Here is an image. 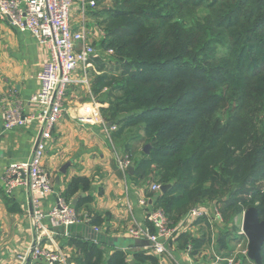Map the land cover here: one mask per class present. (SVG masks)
<instances>
[{
    "label": "trees",
    "instance_id": "trees-1",
    "mask_svg": "<svg viewBox=\"0 0 264 264\" xmlns=\"http://www.w3.org/2000/svg\"><path fill=\"white\" fill-rule=\"evenodd\" d=\"M94 1L102 50L112 53L91 86L104 90L112 140L130 152L136 130L131 140L144 145L123 155L135 164L130 178L169 185L146 190L147 200L171 225L206 202L221 203L224 220L251 207L264 220V0ZM91 189L89 179L74 177L62 197L71 203L79 190L89 192L75 209L99 228L104 219L91 206ZM211 236L192 237L191 253ZM101 240L71 237L75 264H131L130 256L133 264H161L145 247L108 249Z\"/></svg>",
    "mask_w": 264,
    "mask_h": 264
},
{
    "label": "crops",
    "instance_id": "crops-1",
    "mask_svg": "<svg viewBox=\"0 0 264 264\" xmlns=\"http://www.w3.org/2000/svg\"><path fill=\"white\" fill-rule=\"evenodd\" d=\"M74 1V29H79L85 22L90 39H100L102 30L98 26L96 14L91 10L83 13L82 0ZM49 57L48 48L39 44L31 33L20 31L0 16V264H75L72 259L74 249L69 244L71 237L91 239L102 236L119 244L113 246L103 243L108 249H137L133 246L136 239L131 236L130 230L148 225L147 214L153 204L152 200H147L145 185L130 178L131 165L127 173L120 166L119 159L124 156L118 154L112 140L113 125L102 114V108L107 106L100 100L104 90L101 94H95L91 86L93 75L100 73L101 60L104 59H97L96 62L92 60L87 82H81L84 74L80 70L75 73L74 77L78 81L73 82L67 90L63 117L54 127L48 142L44 167L51 177L53 192L40 197V207L44 212L50 211L56 205L57 197L65 193L74 177H86L92 185L94 201L91 206L104 220L99 228L82 220L68 232L64 228L52 226L49 218H45L42 246L59 257L54 261L30 257L29 253L38 237L32 214V192L26 186H18L8 193L5 169L14 161L31 159L40 134V125L32 121L8 129L2 117V107L9 100L20 105L26 115L35 114L37 109L30 99L40 88L37 76L43 62ZM88 194L79 190L72 197L71 204L74 205L75 199L79 201ZM7 199L12 202L8 204ZM142 200H146L147 204H142ZM212 221L205 217L187 222L183 217L181 223L175 226L176 232L169 242L170 257L175 264H193L195 255L189 246L191 238L214 235ZM231 242L235 243L233 240ZM224 251L232 254L234 245H227ZM25 254L28 260L23 263L20 256ZM216 255L224 257L223 252ZM158 257L164 261L163 264H168L164 258L166 256Z\"/></svg>",
    "mask_w": 264,
    "mask_h": 264
},
{
    "label": "built area",
    "instance_id": "built-area-1",
    "mask_svg": "<svg viewBox=\"0 0 264 264\" xmlns=\"http://www.w3.org/2000/svg\"><path fill=\"white\" fill-rule=\"evenodd\" d=\"M95 5L94 0H82L81 10L87 13L89 7ZM74 6V0H0V16L20 31L31 33L39 44L50 51V57L43 62L37 76L40 88L30 99L37 109L35 114L26 115L20 105L9 100L2 107V117L8 129L21 127L32 121H37L40 125L33 156L26 161L10 163L5 169V179L8 193L18 186H26L31 190L32 214L38 237L29 255L33 259L47 261L57 260L59 256L42 246L41 236L46 227L44 219L49 218L52 226L65 230L70 225L82 222L74 205L66 202L61 195L57 197V203L50 211L44 212L40 207V197L53 192L51 177L44 167V158L52 131L63 117L67 90L73 82L78 81L74 75L79 70L84 74L81 82H87L88 69L96 55V49L90 42L87 24L83 22L79 29H74L72 25ZM111 130H116V126H112ZM119 163L127 173L131 161L122 158ZM161 187L162 185H157L155 189L161 190ZM141 203L147 204L146 200ZM205 217L211 219L210 211L195 207L185 217V221L194 222ZM216 217L220 220L221 214L216 213ZM147 221L149 225L145 227L132 228L131 236L147 241L145 248L155 254L171 256L169 242L176 232V227L169 223L161 208H151ZM20 258L23 263L28 260L27 254L21 255ZM234 262V256L218 257L209 264Z\"/></svg>",
    "mask_w": 264,
    "mask_h": 264
},
{
    "label": "rangeland",
    "instance_id": "rangeland-1",
    "mask_svg": "<svg viewBox=\"0 0 264 264\" xmlns=\"http://www.w3.org/2000/svg\"><path fill=\"white\" fill-rule=\"evenodd\" d=\"M111 1H107L103 4V6H110L111 5ZM96 5L92 6L89 10L91 9H96ZM92 11V10H91ZM101 38L96 40L93 39L91 37L90 42L92 43V45L95 47L96 49V55L92 58L93 61L96 62L97 59H104L103 62L105 64V62L109 61L108 59L111 57V53H104V51L102 50L101 47V39L103 37V32H101ZM106 59V60H105ZM108 63V62H107ZM111 66L115 65L114 61L110 63ZM130 135L128 136L127 140L129 141V145L128 147L130 148V152H128V150H126L124 147H122V145H116V149L118 151V154L120 156H127L129 155L132 151H134L135 148L142 149V143L136 142V141H132L134 139H136L137 137V131L136 130H132L130 133ZM132 139V140H131ZM149 145V144H147ZM145 145V146H147ZM135 146V147H134ZM145 149V148H144ZM145 187L147 188V191H154L157 192L159 191L158 189H155V187L157 185H160L159 182L157 181V179H154L152 181H145L144 183ZM152 200V199H151ZM153 202V200L151 201ZM151 207L154 208V205L151 204ZM196 206H192V207H188L186 209H184L181 214H180V218L177 222H173V227L178 226L181 221L183 220V217L185 218L190 212L191 210H193V208H195ZM198 207H203L205 209H208L211 213V219H213V227L215 228V234L212 235V242L203 245L200 250L194 254L195 256H193V264H209L212 261L216 260L218 258V255H216L219 251L220 252H225L224 248H226L227 245H234V251H233V256L235 258V262L234 264H243L246 260H248L249 263H255V260H253L252 258H249L248 255V244H249V239L245 233L244 230V224H245V213L248 210L243 211L242 213H239L237 215L234 216H230V218H228L227 220H224L223 216H222V212L220 210L221 208V203L218 202H206L201 206ZM216 213H220L221 214V218L220 220L217 219L216 217ZM223 221V222H219V221ZM212 231V230H211ZM237 233V234H235ZM236 235V238H234V242L232 243L230 239V237L232 238L233 235ZM241 235V236H240ZM191 246V245H189ZM149 250V249H148ZM191 250V249H190ZM150 251V250H149ZM192 251V250H191ZM151 253H154L151 251ZM155 254V253H154ZM157 255V254H156ZM161 257H164L168 264H175L174 260L168 255H158ZM195 259V260H194ZM201 263H198L200 262ZM163 260H161V264H163Z\"/></svg>",
    "mask_w": 264,
    "mask_h": 264
},
{
    "label": "water",
    "instance_id": "water-1",
    "mask_svg": "<svg viewBox=\"0 0 264 264\" xmlns=\"http://www.w3.org/2000/svg\"><path fill=\"white\" fill-rule=\"evenodd\" d=\"M150 146H145V151H149ZM135 164L131 163V166L129 168L130 173L134 172ZM169 189V185H162L161 190L162 192H166ZM78 199L74 200V205L77 204ZM248 211L245 213V224H244V230L245 233L249 239L248 244V255L249 258H252L255 260L257 264H261V250L264 244V220H260L258 216L257 209L254 207H251L247 209ZM78 224L70 225L66 228L68 232H71L75 227H77ZM101 239H103V243H108L113 246H118L119 244L117 242L112 243V239L108 241V239H104L101 236ZM148 245V242L145 240H138L136 239L135 244L133 246L135 247H145ZM129 247V246H128ZM131 264H133L134 260L133 257L130 256Z\"/></svg>",
    "mask_w": 264,
    "mask_h": 264
}]
</instances>
